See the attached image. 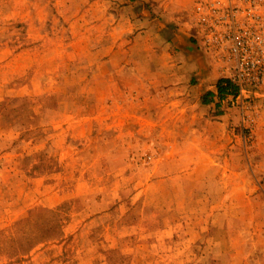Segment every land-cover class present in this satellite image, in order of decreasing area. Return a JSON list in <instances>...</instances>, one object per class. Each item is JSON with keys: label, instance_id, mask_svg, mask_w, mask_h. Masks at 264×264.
I'll use <instances>...</instances> for the list:
<instances>
[{"label": "rangeland", "instance_id": "374dc122", "mask_svg": "<svg viewBox=\"0 0 264 264\" xmlns=\"http://www.w3.org/2000/svg\"><path fill=\"white\" fill-rule=\"evenodd\" d=\"M195 1L0 0V264H264V87L190 78Z\"/></svg>", "mask_w": 264, "mask_h": 264}, {"label": "built area", "instance_id": "2783aa9c", "mask_svg": "<svg viewBox=\"0 0 264 264\" xmlns=\"http://www.w3.org/2000/svg\"><path fill=\"white\" fill-rule=\"evenodd\" d=\"M195 32L210 62L238 88L264 87V0H196Z\"/></svg>", "mask_w": 264, "mask_h": 264}, {"label": "crops", "instance_id": "0c3cea01", "mask_svg": "<svg viewBox=\"0 0 264 264\" xmlns=\"http://www.w3.org/2000/svg\"><path fill=\"white\" fill-rule=\"evenodd\" d=\"M179 45L182 47V49H186L187 51H194L193 44L190 43V40H182L179 42ZM184 55L186 56V54ZM191 63V70H193L194 72L191 73L190 78H194V80H196L199 84H209V82H213L215 85H217L216 83L218 76L215 72L216 67H214V65H211V63H207L204 57L203 59L202 57H197ZM258 101H264V96H261Z\"/></svg>", "mask_w": 264, "mask_h": 264}, {"label": "trees", "instance_id": "16d2710c", "mask_svg": "<svg viewBox=\"0 0 264 264\" xmlns=\"http://www.w3.org/2000/svg\"><path fill=\"white\" fill-rule=\"evenodd\" d=\"M226 83L223 84V81L219 80L217 82V85H216V88H217V92L218 94H223V93H226V92H230V91H233V86L230 85V83H228V81H224Z\"/></svg>", "mask_w": 264, "mask_h": 264}]
</instances>
